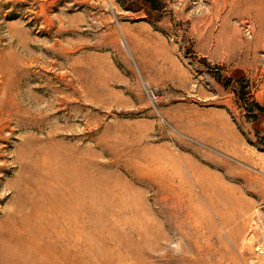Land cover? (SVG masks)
Returning <instances> with one entry per match:
<instances>
[{
    "label": "rangeland",
    "instance_id": "obj_1",
    "mask_svg": "<svg viewBox=\"0 0 264 264\" xmlns=\"http://www.w3.org/2000/svg\"><path fill=\"white\" fill-rule=\"evenodd\" d=\"M161 1L0 0V264H264V0Z\"/></svg>",
    "mask_w": 264,
    "mask_h": 264
},
{
    "label": "trees",
    "instance_id": "obj_2",
    "mask_svg": "<svg viewBox=\"0 0 264 264\" xmlns=\"http://www.w3.org/2000/svg\"><path fill=\"white\" fill-rule=\"evenodd\" d=\"M148 7L147 12L148 14H150V11H153L154 9L160 10L162 5V1L161 0H142ZM240 71L236 70L234 71L230 76L227 77H221L219 79V82H221L224 86H230L231 84H233L234 82H240V84L242 86H244L243 84V77L242 75H236V73H238ZM257 108L259 110V115H255V123L256 126L259 122H261L262 120H264V106L257 104ZM263 118V119H262Z\"/></svg>",
    "mask_w": 264,
    "mask_h": 264
}]
</instances>
